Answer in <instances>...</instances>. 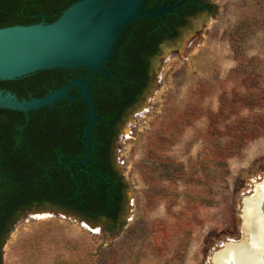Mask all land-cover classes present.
Masks as SVG:
<instances>
[{
  "label": "rangeland",
  "instance_id": "rangeland-1",
  "mask_svg": "<svg viewBox=\"0 0 264 264\" xmlns=\"http://www.w3.org/2000/svg\"><path fill=\"white\" fill-rule=\"evenodd\" d=\"M203 1L210 11L161 45L156 74L118 126L117 220L25 210L7 225L0 264H93L92 255L97 264H212L239 233L244 201L264 179V0Z\"/></svg>",
  "mask_w": 264,
  "mask_h": 264
},
{
  "label": "flooded vegetation",
  "instance_id": "flooded-vegetation-1",
  "mask_svg": "<svg viewBox=\"0 0 264 264\" xmlns=\"http://www.w3.org/2000/svg\"><path fill=\"white\" fill-rule=\"evenodd\" d=\"M201 3L207 4L203 0H201ZM198 13L201 12L187 16L185 19L187 20ZM144 31V29H137L134 32V40L130 42L131 46L125 47L122 42V52L125 57H129L132 64V67L124 72V78L131 80L132 85L123 86L120 84L118 88H115V84L110 78L114 75L110 74L111 72L114 73L113 66L107 64V62L102 66L103 72H108L106 78L97 72L81 67L72 70H40L15 80H0L2 95L10 94L19 102L42 99L51 93L57 92L73 80L88 82L95 115L98 117L91 132L93 146L90 163L84 164L82 169H79L75 160L84 159L87 151L84 140L87 107L78 87L71 88L66 98L54 101L52 106L47 105L38 110H30L27 115L18 111L0 109V134L2 133L0 135V154L10 165L18 167L16 169L18 175L16 180L20 185H23L21 191L23 190L25 197H27L29 190L25 188L23 183L27 172L35 171L36 179H34V182H39L37 181L39 179L43 182L39 183L41 190L35 193L36 197L31 198L32 201L38 198L44 201L40 203L31 201L30 206L24 205L25 208L17 204L20 207H17L14 216L25 210L42 206L80 213L76 206L61 204L60 195L53 193L54 190H52L50 184L46 183L47 178L48 181L52 180L61 188L65 189L67 187L66 191H69L72 188L70 176L74 175L76 180L78 172L81 178L87 180V184L89 182L101 185L102 181L109 184L114 181L115 186L119 188L120 198L116 200V205L120 209L119 213L121 212L123 207V182L114 169L112 161L118 126L125 116L136 109L149 86L151 77L156 74L159 67L156 63L161 61V58H159V51H162L161 45L176 37L164 39L161 42L150 40L147 43L142 37ZM115 94H118L119 98H116ZM107 115L112 118L111 122H106L104 119V116L107 117ZM12 150L14 151V157L10 155ZM37 165L39 166L38 170ZM108 175L111 178L110 180ZM252 197H254V193L248 199ZM29 201L28 198L24 200L26 204L27 202L29 204ZM86 216L89 217L90 215ZM96 220L108 223L115 222L117 219L111 220V217L104 214L98 216ZM242 224L243 219L241 227L237 231L239 233L234 232L231 234L232 238H226V242H221L217 246L218 249L214 255L221 253L225 245L240 243L246 237L242 230ZM257 252L259 256L252 264H264V246ZM224 264L234 263L232 259H226Z\"/></svg>",
  "mask_w": 264,
  "mask_h": 264
},
{
  "label": "water",
  "instance_id": "water-1",
  "mask_svg": "<svg viewBox=\"0 0 264 264\" xmlns=\"http://www.w3.org/2000/svg\"><path fill=\"white\" fill-rule=\"evenodd\" d=\"M188 0L171 2L168 6L142 11L145 0H80L63 10L52 23L41 21L32 25L0 28V80L10 81L40 70L87 68L101 74L102 66L111 55L122 30L139 19H152L170 14ZM114 74V73H110ZM85 81H71L48 96L29 102L17 101L10 94L0 92V109L22 112L52 106L54 101L67 97L68 91L78 87L87 107L85 126L86 157L75 160L78 168L89 164L92 157L93 99Z\"/></svg>",
  "mask_w": 264,
  "mask_h": 264
},
{
  "label": "trees",
  "instance_id": "trees-1",
  "mask_svg": "<svg viewBox=\"0 0 264 264\" xmlns=\"http://www.w3.org/2000/svg\"><path fill=\"white\" fill-rule=\"evenodd\" d=\"M78 1L80 0H0V28L14 25H32L41 22L42 19H44L43 21L45 24L52 23L61 15L63 10ZM173 1L177 3L179 0H145L142 5V11H148L155 7L160 8L163 5L168 6ZM210 9V5L201 3V0H188L182 7L170 14L157 16L152 19H139L128 24L127 27L122 30V35L114 48L111 55L112 61L107 62V64H112L113 66L114 75L110 78L115 84V88H118L120 84L123 86L133 84L131 80L124 78V72L130 69L132 64L129 57H125L122 52V42L125 47L131 46L130 42L134 40V32L137 29L145 30L142 37L147 43L150 42V40L161 42L164 39L176 36V29L183 26L186 22L185 17L197 12L210 11ZM113 90L115 91V89ZM115 92H117V90ZM115 95L117 96L116 98H119L118 94ZM104 119L106 122H111L112 118L107 115V117L104 116ZM0 135H2V133ZM10 155L14 157L13 150ZM36 167L38 170L39 166L37 165ZM17 168L16 166L10 165L0 154L1 245L3 244L7 225L12 223L14 212L19 206L17 204L24 207V205L30 206L32 202L40 203L44 201L39 198L32 201L31 198L36 197L35 193L41 190V185L39 183H43L41 179L37 180L39 182H34V179H36V174H34L35 171L26 173L25 182L23 183L29 192L27 193V197H25L24 191H21L23 185H20L16 180L18 178L16 173ZM41 170L43 169L41 168ZM76 176L79 180L78 183L74 175L70 176V180L72 181L71 186L74 188L72 189L70 186L72 190L69 189V191H66L67 187L65 189L61 188V186L56 185L52 180L48 181L47 178L46 183L50 184V187L54 190L53 193L60 195V199L62 200L60 202L61 204L76 206V209L80 213L90 215L89 217L91 219H97L98 216L107 214V216L111 217V220H116L120 210L116 205V200L120 198V194L118 186H115V182L111 180L112 182L110 184L106 181H102L101 185L89 182L87 184V180L81 178L79 172ZM108 179H111L110 176ZM26 198L30 200L29 204L28 202L27 204L24 202ZM98 261L99 256L92 255L91 262L97 264Z\"/></svg>",
  "mask_w": 264,
  "mask_h": 264
},
{
  "label": "bare ground",
  "instance_id": "bare-ground-1",
  "mask_svg": "<svg viewBox=\"0 0 264 264\" xmlns=\"http://www.w3.org/2000/svg\"><path fill=\"white\" fill-rule=\"evenodd\" d=\"M201 26L200 21L195 25L196 29ZM184 45H187L185 41ZM137 116L133 117L131 126L137 125ZM129 128L125 137L131 132ZM242 230L247 238L237 244L225 245L221 253L214 255L212 264H224L226 259H232L234 264H252L259 256L257 251L264 246V181L256 185L254 197L244 201Z\"/></svg>",
  "mask_w": 264,
  "mask_h": 264
}]
</instances>
